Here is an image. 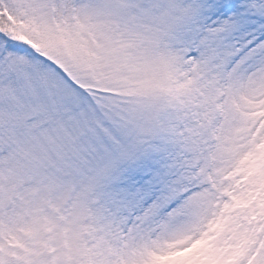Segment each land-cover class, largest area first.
Here are the masks:
<instances>
[{
    "label": "snow or ice",
    "instance_id": "snow-or-ice-1",
    "mask_svg": "<svg viewBox=\"0 0 264 264\" xmlns=\"http://www.w3.org/2000/svg\"><path fill=\"white\" fill-rule=\"evenodd\" d=\"M0 264H264V0H0Z\"/></svg>",
    "mask_w": 264,
    "mask_h": 264
}]
</instances>
